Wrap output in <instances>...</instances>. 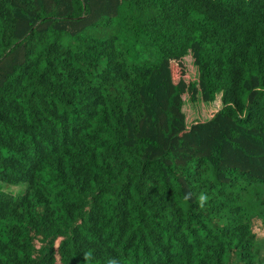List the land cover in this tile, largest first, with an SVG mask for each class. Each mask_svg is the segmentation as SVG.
<instances>
[{"label":"trees","instance_id":"obj_1","mask_svg":"<svg viewBox=\"0 0 264 264\" xmlns=\"http://www.w3.org/2000/svg\"><path fill=\"white\" fill-rule=\"evenodd\" d=\"M256 220L264 0H0V264H264Z\"/></svg>","mask_w":264,"mask_h":264},{"label":"rangeland","instance_id":"obj_2","mask_svg":"<svg viewBox=\"0 0 264 264\" xmlns=\"http://www.w3.org/2000/svg\"><path fill=\"white\" fill-rule=\"evenodd\" d=\"M184 61L186 65L185 79L187 81L196 80L198 74L197 68L193 63L192 56L189 53L184 56ZM182 97V109L185 113V121L187 125H190L197 120L207 119L213 111L221 106L220 94H216L213 101H204L199 94L196 95L195 99H191L188 93L183 94ZM10 188H12L10 191L15 192L17 185H13ZM254 230L258 235H264V227L260 225L259 220L255 221Z\"/></svg>","mask_w":264,"mask_h":264}]
</instances>
